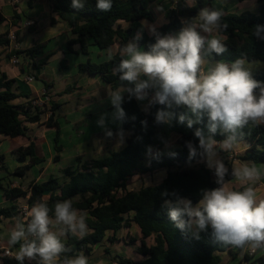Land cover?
Segmentation results:
<instances>
[{"label":"trees","instance_id":"obj_1","mask_svg":"<svg viewBox=\"0 0 264 264\" xmlns=\"http://www.w3.org/2000/svg\"><path fill=\"white\" fill-rule=\"evenodd\" d=\"M33 1H29V6H32ZM49 1L52 13L51 25L60 20L68 25L75 36L67 42V50L70 53L75 52L73 50L75 45L80 46L83 54H88L90 45L97 46L101 50L109 49L116 43L122 47L140 30H143L142 39L138 42L140 46L146 50L148 44L155 43V36L147 34L143 22L152 21L150 6L157 0H113L110 12L97 10L96 0H87L82 9L71 7V0ZM213 1L196 0L193 7H187L184 0H173L175 6L168 12V23L156 29L157 32L162 35L177 33L183 26L182 19L195 18L204 7L215 9ZM256 1L257 12L247 10L241 13H227L222 17V23L228 25L227 30L221 33L228 50L219 56L213 53L209 57L210 60L233 62L241 54H245L249 61L264 63V40L252 35L255 25H264V0ZM20 20L16 6L10 20L0 10V27L11 22L13 27L18 28ZM15 34L16 43H19L18 31ZM8 35L9 33L0 35V46H10ZM44 47L45 44H34L24 50H12L9 57L24 55L25 59L33 61L43 53ZM120 59V55L117 54L104 63L81 64L79 69L83 73L98 75L104 83L114 89L120 81L118 75H113V68ZM33 64L35 68H39L45 62ZM253 76L254 79L264 82V67L256 70ZM13 83L14 80H8L6 75L0 78V135L11 138L27 137L29 130L26 124L42 122L43 115L50 111L43 125L56 131L53 160L59 161L63 151V147L59 145L60 105L54 102L49 106L44 104L39 107L32 106L30 101L27 106L15 105L14 101L18 95L13 91ZM46 88L48 90L49 85L46 84ZM122 107L128 117L122 127L129 133L122 149L109 150L106 156L90 160L79 156L74 167L63 169L61 172L68 178L67 181L60 182V178L53 175L40 182L32 180L26 190L22 185L4 189L3 198L17 200L28 196L27 201L31 206L44 198L49 207H53L56 201L72 199L75 208L87 211L88 233L83 238L71 233L66 234L64 242L71 251L62 254L61 261L65 256L71 257L81 252L90 260L95 247L103 243L108 244L103 249L105 256L116 264H221L222 253L228 252L231 257H236L237 252H233V246L213 242L210 230L201 233L199 240L181 233L169 220L166 210L161 207L163 203L161 193L164 190L176 191L195 205L201 198V189L217 187L213 171L207 168L205 162H201L200 157L189 161V152L185 146L186 141H192L194 145L199 146V141L194 136L196 128L203 129L205 135L209 134L207 119L205 118L201 124L194 125L192 129L179 124L177 119H174L171 125H156L154 113L161 106L157 105L151 109L150 114H145L135 99L128 101L125 97ZM175 111L178 116L187 109L178 108ZM133 116H135L134 120L131 119ZM145 120L146 127L141 123ZM111 130L116 133L118 127ZM102 135L105 136L104 132ZM160 137L174 141L176 148L166 150ZM214 138L218 141L223 139L219 134ZM240 142L247 144L248 148L242 155L236 157L239 161L264 164V124L249 125L244 128ZM36 146L37 143L31 140L28 146L13 151L17 161L21 163L29 158L28 164L22 165L13 173L3 165L0 167V172L5 171L8 175L17 177L26 176L32 166L45 161L37 156ZM149 147L153 152L161 153L159 159L148 154ZM170 151H174L176 156H169ZM221 156L229 169L225 179L231 180L232 166L225 160V152H221ZM0 158L3 156L0 155ZM164 170L167 175L159 184L129 190L130 181L134 177L153 176ZM46 194L47 198H45ZM16 208L15 206L1 208L0 224L5 219L18 216ZM132 225H136L141 232L142 238L137 247V253L143 258L141 261L111 253V247L118 241V233L122 229H130ZM151 237L154 239V244L148 246L145 240ZM131 242L135 243L132 238ZM17 248L19 244L11 246L10 250L14 251ZM2 253L0 249L1 264H18L14 257L2 256ZM24 264H36V262L29 263L25 260ZM257 264H264V255L257 259Z\"/></svg>","mask_w":264,"mask_h":264},{"label":"clouds","instance_id":"obj_2","mask_svg":"<svg viewBox=\"0 0 264 264\" xmlns=\"http://www.w3.org/2000/svg\"><path fill=\"white\" fill-rule=\"evenodd\" d=\"M87 0H71V7L82 9ZM196 0H184L193 7ZM254 7V0H251ZM113 0H96V8L110 12ZM158 12L163 6L158 5ZM225 15L222 8H201L198 15L182 21L181 29L173 34H160L154 26L148 30L155 36V43L141 48L143 30L119 49L120 62L113 68V75L120 81L114 89L107 90V99L113 111L101 113L96 123L106 138L115 136L117 145L125 143L122 124L128 119L122 107L125 97L135 99L141 110L150 114L153 107L156 125H171L174 119L192 129L207 119L208 135L196 128L194 136L199 146L186 141L189 161L200 157L216 177L217 187L201 189L200 199L193 205L188 198L176 191L161 193L162 209L181 233L199 240L201 233L210 230L214 243L237 248L249 247L252 251L264 250V198H259L251 185L262 179V172L255 163L241 162L233 166L231 175L241 184L242 190L229 186L225 177L229 174L221 152L232 151L239 146L243 129L249 125L264 124V82L254 79L253 72L259 61H249L245 54L233 62L212 61L209 57L224 54L228 49L221 33L228 25L222 23ZM264 40V25H255L252 33ZM111 59V54H109ZM186 108L177 116L175 109ZM131 119H135L133 116ZM109 121L118 124L116 133L108 127ZM147 126V121H141ZM216 134L223 137L218 141ZM165 148L172 142L160 137ZM148 154L159 159L161 153L148 148ZM168 155L175 157L174 151ZM26 221H17L8 236V244L19 248L14 259L18 264L25 260L36 264H89L84 253L75 256L70 252L63 237L67 233L83 238L89 231L86 210L73 206L72 199L56 201L49 207L42 198L31 206ZM55 229V230H54ZM6 255L9 253L6 252Z\"/></svg>","mask_w":264,"mask_h":264},{"label":"crops","instance_id":"obj_3","mask_svg":"<svg viewBox=\"0 0 264 264\" xmlns=\"http://www.w3.org/2000/svg\"><path fill=\"white\" fill-rule=\"evenodd\" d=\"M29 1L30 0H0V10L3 12L5 17H7V19L10 20L14 15L15 6L17 7L18 13L21 17L19 23L20 27L18 28L13 27L11 22L0 27V35L5 33H9L10 35L13 32L16 33V31L19 33V43L12 41L8 35V38L10 39V46H0V78L6 75L8 80H14L13 91L18 95V98L14 101V104L27 106L31 99L37 97L41 98L45 92L46 97L44 100L48 106L54 102L60 105V110L58 112L59 118L61 115H63L62 117H64L67 127L72 128V134H70V138L74 139L76 143L72 146V152L69 155L66 154L67 152L63 146V152L61 153L60 159L56 162H63V167L60 168L61 170L74 167L76 164V159L79 156L85 160H90L106 156L109 150L122 149L126 144L129 133L124 131L125 143L122 147H120L117 145L115 136L113 138H107L108 140L105 139L106 137L102 135V132L104 131L98 127L96 123L101 113H111L113 111V108L107 99V90H111L112 88L108 84L104 83L98 75L83 73L79 69L81 64H85L87 62L100 64L109 61V54H111V58L119 54V49L121 48L120 45L116 43L111 48L105 50H101L97 46L90 45L88 48V54H83L80 50V46L75 45L73 47L75 52L70 53L67 50V42L75 36L72 34L68 25L58 19L56 24L51 25L50 19L52 13L50 1L34 0L32 2V6H29ZM254 3L255 6H251V10L249 11L257 12L258 2L254 0ZM158 5L163 6V12H158L156 10ZM213 5L216 8H222L225 14L241 13L250 9L251 1L238 2L237 0H226V3H221L220 0H214ZM174 6L173 0H157L150 6L153 19L152 21L143 22L148 35H153L148 30V26H154L156 29H158L168 23V12ZM27 22H31L32 25L30 27L27 26ZM43 27H45L44 30ZM38 35L39 38H37ZM88 42L91 44L90 40H88ZM30 43H32V45L29 46ZM34 44H45L43 53H41L36 59L33 61L27 60L23 62L19 60L18 65H13L11 63V57H9V54L12 50H24L32 47ZM141 48L143 47L141 46ZM43 62H45V64L39 68H35L33 64L35 63V65H38ZM33 67L34 70L32 71L31 68ZM262 67H264V63H261L254 70L253 74L256 72V70ZM27 76H32L35 80L32 83H27ZM46 84L49 85L48 90L46 88ZM80 99H85V103L79 104L74 102ZM139 105L142 108L140 103ZM65 106H67L66 111H64ZM49 115V112L44 114L42 122L40 123L26 124L29 130L27 137L11 138L5 135H0V155L3 156V158H0V167L7 165L9 170L13 173L17 168L28 164L29 158H27L24 163H21L17 161L13 151L19 147L28 146L31 140H34L37 143V156L43 158L45 161L39 165L31 167L30 170L34 169L38 173L36 174L33 181L40 182L47 179L51 175L60 178V182H65L68 180V178L64 177L60 172H58V174L49 173L44 166L48 161L55 163L53 160L54 154H51L49 158H46L43 152L46 142L49 139L50 132H54L53 129H49L43 125ZM59 124L61 138L62 124L60 120ZM108 127L110 129H115L118 127V124L111 123L109 121ZM84 128L90 129L91 140L93 137L98 138V141L95 144H92L85 139ZM54 138L55 135L53 134V141ZM80 140H82V142ZM114 141H116L115 144L109 146V144H112V142L114 143ZM172 145L173 146L171 148L165 149L169 150L176 148L174 141L172 142ZM247 148V144L239 143L237 148L233 149L232 151L225 152V160H227L232 167L239 166L241 161H239L236 157L242 155L247 150ZM234 154L236 156H234ZM255 165L261 170L262 179L255 182L254 184L244 186L254 187L257 196L259 198H264V164L257 163ZM166 175L167 172L164 170L149 177L158 179L156 184H159L164 180ZM227 181L229 182L230 187L242 190L243 186H241V184L233 176L231 180ZM20 185L22 184L19 183L18 179L12 181L6 175H2V171L0 172V209L15 206L17 207L15 211L18 212V216L11 219H5L0 224V247L2 249L10 250L11 246H6L5 244L2 245V243L8 241L9 233L17 221H24V218L21 219V211H19L17 206L20 200L26 201L25 209L31 207L27 201L28 196L25 198H19L17 200H5L3 198L4 189ZM22 187L24 190L27 189L26 185H22ZM27 218L28 217L26 215L25 220ZM117 238L118 241L111 247V253H113V255L116 254L128 258V249H130L132 254H136L135 261H141L143 259L142 256L137 253V247L140 244L142 236L140 229L136 225H132L130 229H122L118 233ZM131 238L135 243L131 242ZM145 241L148 246H152L154 244V239L152 237L147 238ZM103 245L104 243L95 247L93 251V257L89 260V264H116L105 256ZM17 250L18 248L14 251H10L12 255L15 256ZM233 252H237V256L234 258L231 257V254L228 252L222 253L221 264H257V259L264 255V250L260 249L256 250L254 255L251 254L250 248L247 246L241 250H238L237 247H233ZM93 258L95 260H92ZM1 263L2 262L0 261V264Z\"/></svg>","mask_w":264,"mask_h":264},{"label":"rangeland","instance_id":"obj_4","mask_svg":"<svg viewBox=\"0 0 264 264\" xmlns=\"http://www.w3.org/2000/svg\"><path fill=\"white\" fill-rule=\"evenodd\" d=\"M220 1H221V3H226V0H220ZM248 10H251V5H250V9H248ZM44 29H45V27H43V30ZM37 38H39V35H38ZM13 41L16 43V39H14ZM30 45H32V43H30L29 46ZM24 57H25L24 55H21L19 57L20 58L19 60H21L22 62L23 61H27L28 59H25ZM11 58H10V60H11ZM8 60H9V58H8ZM260 64H261V62H260ZM31 69L33 71L34 70V67L31 68ZM74 102L75 103H79V104H84L85 103V99H80V100L74 101ZM66 107L67 106H65L64 111H66V109H67ZM62 116L63 115H61V117L59 118V120H60V122L62 124V131H61L62 137L59 140V145H61L62 147L64 146V148H65V150L67 152L66 154L69 155L72 152V146L74 144H76V143H75V140L74 139H71L70 138V134H72L71 133L72 132V128L71 127H67V124L65 122V119ZM84 129H85V139L87 141L91 142L92 144H95L98 141V138L93 137V139L91 140V136H90V133L91 132H90V129H88V128H84ZM53 131L54 132H50L49 139L47 140L46 145H45V147L43 149V152H44V155H45L46 158H49L51 154H54L55 155V150H54L55 143L52 140V136H53V134L56 135V131L54 129H53ZM105 139H107V138H105ZM80 141L82 142V140H80ZM115 142L116 141H114V143L112 142V144H109V146H112L113 144H115ZM239 143H242V142H239ZM6 145H8V144H6ZM234 156H236V155L234 154ZM44 166H45L46 170H48L49 173H57L58 174V172H60V173L62 172V170L60 168L63 167V162L62 163H56V162L55 163H52V161L51 162L48 161ZM6 167L9 169V167L7 165H6ZM36 174H38V173L34 169L28 171L27 172V175L24 176V177H17V176H14V175H8L7 172L2 171V175H6L12 181L18 179L19 183L22 184L23 186L26 185L27 188L29 186V183L35 178ZM157 181H158V179H155V178L149 177V176H146V177H138V176H136V177H134L130 181L129 190H138L141 187H147V186L155 185L157 183ZM45 198H47V194L45 195ZM25 202L26 201H24V200H20L19 204L17 205L18 208H19V211H21L20 212L21 213L20 215L22 217L21 219L24 218V221H26L28 219L27 218L25 220V217L27 215L28 210L31 208L30 207V208L25 209L26 208L25 207ZM65 239H66V236L63 237V240L64 241H65ZM3 244H5L6 246H10L8 244V241H5V243H2V245ZM107 245H103V247H105ZM128 253H129V255H128L129 257L128 258H131V259L135 260V255L136 254H132V251H130V249H128ZM94 258L92 260H95Z\"/></svg>","mask_w":264,"mask_h":264},{"label":"built area","instance_id":"obj_5","mask_svg":"<svg viewBox=\"0 0 264 264\" xmlns=\"http://www.w3.org/2000/svg\"><path fill=\"white\" fill-rule=\"evenodd\" d=\"M182 21H187V19H182ZM26 25L30 27L32 25V23L31 22H27ZM9 38L13 41L14 39H16V34L14 32L11 33L9 35ZM11 63L13 65H18L19 64V58L17 56H13L11 58ZM34 80L35 79L32 76H27L26 77L27 83H32ZM45 97H46V93L44 92L41 98H38V97L37 98H33V99L30 100V103L32 104V106H39V107L44 106V104L45 105L47 104L46 101L44 100ZM48 112L51 113L50 111H48ZM0 249L3 251L2 256L14 257V255H12V253H11V251L9 249H2L1 247H0ZM6 252H8L9 254L6 255L5 254ZM250 253L254 255L256 253V251H252L250 249ZM26 261H28L29 263L32 262V261H29L27 259H26Z\"/></svg>","mask_w":264,"mask_h":264}]
</instances>
